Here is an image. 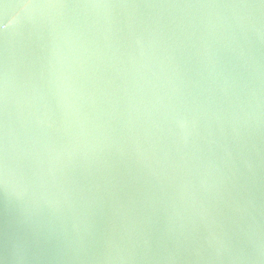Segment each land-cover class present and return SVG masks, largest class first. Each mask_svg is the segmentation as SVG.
Returning <instances> with one entry per match:
<instances>
[{"label": "water", "instance_id": "water-1", "mask_svg": "<svg viewBox=\"0 0 264 264\" xmlns=\"http://www.w3.org/2000/svg\"><path fill=\"white\" fill-rule=\"evenodd\" d=\"M0 264H264V2L0 0Z\"/></svg>", "mask_w": 264, "mask_h": 264}, {"label": "snow or ice", "instance_id": "snow-or-ice-1", "mask_svg": "<svg viewBox=\"0 0 264 264\" xmlns=\"http://www.w3.org/2000/svg\"><path fill=\"white\" fill-rule=\"evenodd\" d=\"M262 2H264V0H262ZM25 7H27V5H25ZM7 27H8L7 24H4V25H3V28H7Z\"/></svg>", "mask_w": 264, "mask_h": 264}]
</instances>
